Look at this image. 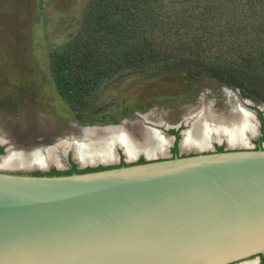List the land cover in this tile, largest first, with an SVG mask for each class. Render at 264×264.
Returning <instances> with one entry per match:
<instances>
[{
	"label": "water",
	"instance_id": "water-1",
	"mask_svg": "<svg viewBox=\"0 0 264 264\" xmlns=\"http://www.w3.org/2000/svg\"><path fill=\"white\" fill-rule=\"evenodd\" d=\"M122 153L133 164L0 171V264H260L264 140L143 163Z\"/></svg>",
	"mask_w": 264,
	"mask_h": 264
},
{
	"label": "rangeland",
	"instance_id": "rangeland-1",
	"mask_svg": "<svg viewBox=\"0 0 264 264\" xmlns=\"http://www.w3.org/2000/svg\"><path fill=\"white\" fill-rule=\"evenodd\" d=\"M90 1L0 0V126L18 143L51 144L56 137L77 132L74 124L124 125L142 141L147 123L165 130L186 124L185 118L199 110L206 111L209 121L223 120L239 103L253 112L256 120L258 111L264 114L263 94L193 68L159 76L127 71L105 79L84 111V119L77 120L55 83L51 53L61 52L75 42ZM208 3L166 0L164 8L182 12L187 7L199 10ZM240 8L245 9L244 4ZM257 132L250 138L258 137V128ZM222 141L227 143L223 138L218 142ZM251 260L257 261L237 264Z\"/></svg>",
	"mask_w": 264,
	"mask_h": 264
},
{
	"label": "trees",
	"instance_id": "trees-1",
	"mask_svg": "<svg viewBox=\"0 0 264 264\" xmlns=\"http://www.w3.org/2000/svg\"><path fill=\"white\" fill-rule=\"evenodd\" d=\"M165 1L91 0L75 42L51 53L57 88L78 120L103 81L127 71L159 76L198 68L264 95V0H209L182 12L165 9ZM259 117L264 135L263 112ZM73 165V173L106 169Z\"/></svg>",
	"mask_w": 264,
	"mask_h": 264
},
{
	"label": "bare ground",
	"instance_id": "bare-ground-1",
	"mask_svg": "<svg viewBox=\"0 0 264 264\" xmlns=\"http://www.w3.org/2000/svg\"><path fill=\"white\" fill-rule=\"evenodd\" d=\"M204 111L199 110L185 118L187 128L184 131L183 148H206L208 145L210 148L213 140L219 141L221 138L225 139L230 147L249 148L250 137L258 133V122L255 115L241 103L231 115L223 120L209 121ZM143 121L145 123L146 120L143 119ZM152 125V123L145 125V135L142 136L144 138L142 141L133 137L124 125L80 127L76 136L69 137L65 142L50 148L51 159L59 163L62 152L71 149L80 163L88 161L113 163L117 159L116 146L120 147L129 159H135L139 153L146 156L163 154L170 143L169 137L159 128L154 126L155 129L152 128ZM44 158L45 154L39 148L32 149L30 153L20 150L4 157L1 166L28 162V160L41 161ZM257 261L251 260L245 264H258Z\"/></svg>",
	"mask_w": 264,
	"mask_h": 264
},
{
	"label": "flooded vegetation",
	"instance_id": "flooded-vegetation-1",
	"mask_svg": "<svg viewBox=\"0 0 264 264\" xmlns=\"http://www.w3.org/2000/svg\"><path fill=\"white\" fill-rule=\"evenodd\" d=\"M60 93V92H59ZM61 95V94H60ZM75 114V113H74ZM258 119L260 121V125L257 127L259 131V135L256 138L249 139L250 145L252 148H260L262 147V142L264 140V135L262 132V122L259 117V111H258ZM76 117V116H75ZM77 119V118H76ZM78 120V119H77ZM106 125V124H104ZM99 124V126H104ZM94 126V125H93ZM74 127L79 129L80 127H83L81 125L74 124ZM187 128V124L185 122L179 123L177 125H174L170 128H165V130L160 129L163 134L169 137L170 143L166 147L163 154H158L155 156H146L145 154L140 153L137 155V160L134 163H143L146 162V157L151 159H164V158H173L176 156H187V155H193L198 153H209V151H219V148L222 146L223 150L226 148V143L213 141L211 143V147L209 149V145L206 148H183V137H184V131ZM78 129L76 130L78 132ZM77 132L72 134H66L63 135L61 138L56 137L55 142L51 144H28L23 145L15 141V139L12 137L11 133L4 130L3 126H0V171L9 172V173H16V174H32L35 175L36 173L40 172L43 175H52L55 171H59L63 174L73 173L74 172V163L77 165L75 169L77 170H85L88 168H99V167H105V168H113V167H119L122 166L123 163L125 165L133 164L128 163L125 160V155L122 153V149L117 148V159L115 162L110 163V165H103L101 163L104 162H86V163H80V161L75 157L74 152L71 149H68L65 152H62L61 160L58 163L57 161L51 159V152H49L51 147H54L55 145L65 142L69 137H74L77 135ZM48 136V135H47ZM45 137H43L44 139ZM42 139V140H43ZM33 143V142H32ZM45 147V148H44ZM39 148L43 150L45 154V158L41 161H29L28 162H20L14 165L9 166H1L3 164V159L6 157L9 153H16L17 151H23L30 153L32 149ZM240 148V147H237ZM47 149V150H46ZM48 153V154H47ZM50 153V154H49ZM63 159V160H62ZM89 163V164H88ZM98 163V164H97ZM90 164H97L96 166H91ZM80 165H86V167L81 168ZM28 167V168H27ZM3 168V169H2ZM260 264H263V257L260 256Z\"/></svg>",
	"mask_w": 264,
	"mask_h": 264
}]
</instances>
